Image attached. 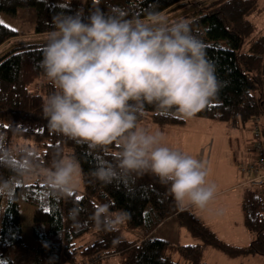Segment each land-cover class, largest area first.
<instances>
[{"label":"trees","instance_id":"1","mask_svg":"<svg viewBox=\"0 0 264 264\" xmlns=\"http://www.w3.org/2000/svg\"><path fill=\"white\" fill-rule=\"evenodd\" d=\"M191 4L193 0H0V12L18 16L23 8L32 11L33 20V31L24 34L0 23V46L21 35L49 33L53 17L80 10L85 18L99 9L106 15L117 10L126 13L125 18L144 19L149 13H171ZM260 10V0H211L178 19L189 21L193 34L204 41L222 85L196 115L247 129L254 142V123L260 124L264 135V31L252 19ZM45 43L14 46L0 55V142L12 152L0 159V184H10L9 190L0 191V264H95L116 254L124 255L122 264H211L205 260L210 245L230 256H264V192L250 184L243 193L242 210L254 239L237 246L220 239L190 208H179L169 186L151 173L108 184L95 179L92 173L98 164L115 163L118 148L115 144L107 152L90 148L49 128L43 104L55 88L40 67ZM186 120L146 105L138 123H155L166 130ZM21 149L32 150L45 167L65 154L75 157L84 191L64 195L39 179L14 182ZM20 200L36 206L31 246L22 238ZM174 215L202 242L185 244L154 237V230ZM101 218L106 228L98 226ZM126 230L142 235L129 238Z\"/></svg>","mask_w":264,"mask_h":264},{"label":"clouds","instance_id":"2","mask_svg":"<svg viewBox=\"0 0 264 264\" xmlns=\"http://www.w3.org/2000/svg\"><path fill=\"white\" fill-rule=\"evenodd\" d=\"M113 11L53 17L40 61L55 88L43 104L48 126L90 148L107 152L116 145L115 163L101 161L92 173L95 179L108 184L151 173L169 186L179 208L202 210L216 192L206 180L205 163L164 146V134L140 126L138 118L146 105L182 119L195 117L222 86L216 65L189 21L170 22L158 12L128 19ZM20 151L14 182L39 179L64 195L77 189L82 170L75 157L63 156L45 167L32 150ZM11 155L0 142V159ZM9 188L8 182L0 184V191ZM97 223L107 227L103 218Z\"/></svg>","mask_w":264,"mask_h":264},{"label":"rangeland","instance_id":"3","mask_svg":"<svg viewBox=\"0 0 264 264\" xmlns=\"http://www.w3.org/2000/svg\"><path fill=\"white\" fill-rule=\"evenodd\" d=\"M209 1L211 0H193L195 4L187 8L161 14L169 21L178 20L199 5L209 3ZM260 8L259 13L254 14L252 19L258 24L259 29L264 31V0H260ZM31 12L23 8L19 10L18 16L0 12V19L23 34L29 33L33 31ZM47 34H25L14 37L0 46V55L14 46L46 42ZM140 126L151 132L157 130L162 132L164 135L161 143L164 146L182 151L205 163L208 173L206 180L209 184L216 186V192L214 198L204 209L193 208L192 212L209 224L217 236L225 242L237 246L248 245L254 239V233L250 232L244 224L242 200L244 190L249 186L248 179L252 176L247 170L254 159L252 150L254 139L251 131L233 128L219 120L198 115L187 119L185 124L172 125L166 130H161L155 123ZM64 156L70 155L65 154ZM34 180L36 179L31 181ZM76 191L79 193L84 191L82 174ZM35 209V205L20 200L22 238L30 246L35 242L32 231ZM125 234L129 238L142 235L137 230H126ZM153 236L185 244L202 242L201 239L191 236L177 215L171 216L158 226ZM123 260V254H116L105 257L95 264H122ZM205 260L211 264H264V256L244 254L230 256L212 245L208 246L205 251Z\"/></svg>","mask_w":264,"mask_h":264},{"label":"built area","instance_id":"4","mask_svg":"<svg viewBox=\"0 0 264 264\" xmlns=\"http://www.w3.org/2000/svg\"><path fill=\"white\" fill-rule=\"evenodd\" d=\"M253 131L255 155L247 168L248 172L252 174L248 179V184L264 192V135L258 122L254 123Z\"/></svg>","mask_w":264,"mask_h":264},{"label":"crops","instance_id":"5","mask_svg":"<svg viewBox=\"0 0 264 264\" xmlns=\"http://www.w3.org/2000/svg\"><path fill=\"white\" fill-rule=\"evenodd\" d=\"M187 208H190L191 210L193 209V207H191V206H189V207H187Z\"/></svg>","mask_w":264,"mask_h":264},{"label":"snow or ice","instance_id":"6","mask_svg":"<svg viewBox=\"0 0 264 264\" xmlns=\"http://www.w3.org/2000/svg\"><path fill=\"white\" fill-rule=\"evenodd\" d=\"M0 23H3L2 21H0ZM14 30V29H13ZM79 198V197H78Z\"/></svg>","mask_w":264,"mask_h":264}]
</instances>
